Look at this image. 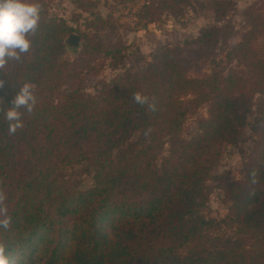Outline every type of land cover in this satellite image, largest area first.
Masks as SVG:
<instances>
[{
	"label": "trees",
	"instance_id": "16d2710c",
	"mask_svg": "<svg viewBox=\"0 0 264 264\" xmlns=\"http://www.w3.org/2000/svg\"><path fill=\"white\" fill-rule=\"evenodd\" d=\"M72 1L76 22L88 15L75 60L65 58L75 28L50 14L52 0H36L29 50L0 66V219L10 218L0 245L10 264H264V0L246 9L240 34L226 21L232 0H147V24L192 5L216 23L90 96L91 58L116 67L127 46L104 35L117 25L99 1ZM25 83L36 104L20 110L12 133L4 112ZM137 92L148 103H136ZM192 116L198 132L187 138ZM247 126L257 140L240 178L214 176L224 146ZM82 162L94 171L86 190L63 172ZM211 181L228 208L219 219L210 216Z\"/></svg>",
	"mask_w": 264,
	"mask_h": 264
},
{
	"label": "rangeland",
	"instance_id": "374dc122",
	"mask_svg": "<svg viewBox=\"0 0 264 264\" xmlns=\"http://www.w3.org/2000/svg\"><path fill=\"white\" fill-rule=\"evenodd\" d=\"M99 1L98 10L104 16L112 15L114 23H116L115 35L111 36V31L103 32L110 37H114V42L121 40L127 46L126 57L121 63L114 67L110 59L98 55L91 58L92 65L95 70H89L86 73L84 83V93L87 96L94 95L97 92L98 85L103 82L110 83L114 78L123 75L126 70L137 69L144 66L148 61L168 46H183L186 41L197 37L202 29L216 23L215 16L212 12L203 10L198 6L188 7L184 16L174 18L172 15L164 13L157 21L147 24L140 20L139 13L141 7L147 0H137L135 3L119 4L117 0H97ZM233 6L228 10L226 21H230L235 30L240 34L245 26V11L256 0H232ZM81 13L76 8L72 0H52L50 4V14L57 19H64L69 22L78 35L80 31H85V23L83 17L77 19V14ZM82 15V14H81ZM109 37V38H110ZM83 39L78 47L72 43L67 46L65 58L75 60L73 50L81 48ZM207 69V66H205ZM200 115H206V110L201 109ZM197 117L192 116L186 123L184 136L190 138L198 132ZM252 118L249 119L251 123ZM257 140L250 127L244 128L239 136L236 145L224 146L217 165L214 169V176L228 174L233 179H239L243 164L248 160ZM169 145L165 146L164 152L158 161V164L168 155ZM65 176L74 181L81 189H89L92 187L93 168L87 163L82 162L63 170ZM212 190L210 197V216L219 219L225 217L228 208L224 204V193L218 187L216 181L209 182Z\"/></svg>",
	"mask_w": 264,
	"mask_h": 264
},
{
	"label": "clouds",
	"instance_id": "9594fccd",
	"mask_svg": "<svg viewBox=\"0 0 264 264\" xmlns=\"http://www.w3.org/2000/svg\"><path fill=\"white\" fill-rule=\"evenodd\" d=\"M41 15V5L36 0H0V66L10 60H19L20 54L25 53L31 46L29 36L38 27ZM133 99L138 104L148 103V98L135 93ZM10 107L4 112L9 122V132L14 133L22 127V112H31L36 104L32 85L23 84L9 101ZM149 107H155L149 104ZM0 209V213H3ZM10 218L0 219V227L7 228ZM0 264H10L9 257L3 245H0Z\"/></svg>",
	"mask_w": 264,
	"mask_h": 264
},
{
	"label": "water",
	"instance_id": "95a60500",
	"mask_svg": "<svg viewBox=\"0 0 264 264\" xmlns=\"http://www.w3.org/2000/svg\"><path fill=\"white\" fill-rule=\"evenodd\" d=\"M65 43L67 46L70 47V45L73 43L75 45V47H78L81 43V38L80 36L78 35H75V34H70L66 40H65Z\"/></svg>",
	"mask_w": 264,
	"mask_h": 264
}]
</instances>
